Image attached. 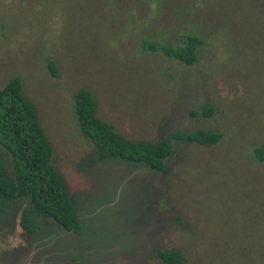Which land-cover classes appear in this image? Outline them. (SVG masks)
Wrapping results in <instances>:
<instances>
[{
	"label": "rangeland",
	"instance_id": "374dc122",
	"mask_svg": "<svg viewBox=\"0 0 264 264\" xmlns=\"http://www.w3.org/2000/svg\"><path fill=\"white\" fill-rule=\"evenodd\" d=\"M201 40L186 65L143 40ZM264 0H0V86L13 75L35 104L78 219L65 231L0 206V264H264ZM81 87L96 115L131 141L173 131L221 133L199 145L170 139L163 169L96 161L71 112ZM213 107L211 115L203 107Z\"/></svg>",
	"mask_w": 264,
	"mask_h": 264
},
{
	"label": "trees",
	"instance_id": "16d2710c",
	"mask_svg": "<svg viewBox=\"0 0 264 264\" xmlns=\"http://www.w3.org/2000/svg\"><path fill=\"white\" fill-rule=\"evenodd\" d=\"M199 45L201 40L191 34L185 35L183 43L176 46L149 40L141 42L143 50L159 52L186 65L195 61ZM96 108L90 90L81 87L73 92L71 112L80 133L90 142L96 161L114 158L162 170L163 159L171 154L170 139L206 146L221 138L218 131L195 129L170 132L154 143L131 141L116 132L110 123L102 121L96 115ZM202 112L209 116L213 107L205 104ZM51 157V146L35 104L24 94L20 78L8 77L0 86V206L26 199L20 226L27 232L32 230V214L51 218L67 230L77 227L72 202ZM250 158L264 165V145H253ZM154 253L163 264H184V257L176 250L155 249Z\"/></svg>",
	"mask_w": 264,
	"mask_h": 264
},
{
	"label": "flooded vegetation",
	"instance_id": "af4514ba",
	"mask_svg": "<svg viewBox=\"0 0 264 264\" xmlns=\"http://www.w3.org/2000/svg\"><path fill=\"white\" fill-rule=\"evenodd\" d=\"M70 200H71V199H70ZM71 202H72V201H71ZM72 206H73V208H74V212H75V215H76V210H75V207H74L73 203H72ZM76 220H77V227H76L75 229L67 230V229L62 228L60 225H59V226H60L62 229H64L65 231H76V230L78 229V226H79L78 219H77V215H76Z\"/></svg>",
	"mask_w": 264,
	"mask_h": 264
}]
</instances>
